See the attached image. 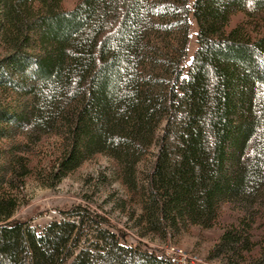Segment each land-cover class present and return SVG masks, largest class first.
<instances>
[{
	"label": "trees",
	"instance_id": "16d2710c",
	"mask_svg": "<svg viewBox=\"0 0 264 264\" xmlns=\"http://www.w3.org/2000/svg\"><path fill=\"white\" fill-rule=\"evenodd\" d=\"M62 2L0 0V92L19 103L0 105V141L13 142L0 152V264H172L88 205L43 225L14 219L31 173L16 140L33 130L65 136L59 180L109 155L129 191L141 189L146 234L209 230L224 204L264 202V0ZM238 13L256 28L230 27ZM248 220L210 258L252 253Z\"/></svg>",
	"mask_w": 264,
	"mask_h": 264
},
{
	"label": "rangeland",
	"instance_id": "374dc122",
	"mask_svg": "<svg viewBox=\"0 0 264 264\" xmlns=\"http://www.w3.org/2000/svg\"><path fill=\"white\" fill-rule=\"evenodd\" d=\"M77 3L78 0H63L61 9H73ZM242 22L252 20L243 13H238L232 16L230 27ZM252 24H254L252 28H256L255 22ZM195 49L193 34L191 57ZM10 104L19 105L13 95L8 93L3 95L0 92V105L8 107ZM16 142L29 146L25 154L31 163V173L26 179L25 187L20 191L19 207L14 216L16 220H30L33 224L43 225L56 218H63L62 210L76 204L88 205L92 210L106 216L115 229L126 234L129 244L141 242L151 251L163 255L166 248L175 246L210 264H225L227 260H223V257L210 258L211 253L218 245L225 229L231 225H238L240 219L248 218L249 222H254L252 234L256 248L252 253H244V258L239 264H257L261 259L260 250L264 246V202L254 206H247L244 203L224 204L212 229L190 227L162 238L146 234L144 227L137 221L141 212L139 203L141 189L137 192L129 191L121 181V169L109 155L91 157L76 171L59 180L58 164L67 146L63 134H40L33 130L28 138L22 136L17 138ZM9 148H13V142L0 141L1 154L8 152ZM155 154L156 149H151V153L138 166L139 187L144 183Z\"/></svg>",
	"mask_w": 264,
	"mask_h": 264
},
{
	"label": "built area",
	"instance_id": "2783aa9c",
	"mask_svg": "<svg viewBox=\"0 0 264 264\" xmlns=\"http://www.w3.org/2000/svg\"><path fill=\"white\" fill-rule=\"evenodd\" d=\"M164 255L172 264H210L195 255L189 254L186 251L172 246L166 248Z\"/></svg>",
	"mask_w": 264,
	"mask_h": 264
}]
</instances>
